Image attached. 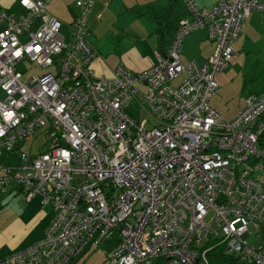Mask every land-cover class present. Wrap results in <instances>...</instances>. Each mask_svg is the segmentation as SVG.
<instances>
[{"label": "built area", "instance_id": "1", "mask_svg": "<svg viewBox=\"0 0 264 264\" xmlns=\"http://www.w3.org/2000/svg\"><path fill=\"white\" fill-rule=\"evenodd\" d=\"M183 1L192 18L155 63L119 66L110 77L91 67L93 0L78 1L67 36L46 13L48 0H19L18 17L0 12V160L38 133L46 139L36 155L19 151L17 168L0 163V187L15 184L24 200L40 197L54 211L41 241L0 264H70L111 232L110 264H212L221 248L238 264H264V92L231 121L210 106L233 42L264 2L214 0L206 10ZM203 28L212 55L182 64L180 44ZM25 61L55 73L23 82ZM134 101L138 124L124 109Z\"/></svg>", "mask_w": 264, "mask_h": 264}, {"label": "crops", "instance_id": "2", "mask_svg": "<svg viewBox=\"0 0 264 264\" xmlns=\"http://www.w3.org/2000/svg\"><path fill=\"white\" fill-rule=\"evenodd\" d=\"M18 1L0 0V12L5 14V9H10ZM48 1L46 13L48 5H51L48 14L63 25V34L67 36L66 27L80 15L78 1L88 0ZM192 1L195 7L206 10L215 4L214 0ZM65 3L69 14L60 10ZM18 6L19 9L11 15H23L19 13L23 9L20 4ZM191 18L192 13L183 0H93L86 23L90 33L88 42L96 53L91 65L93 73L110 77L119 66L133 72L146 70L155 63V51H164L170 46L179 22ZM243 30V34L233 42L234 56L229 65L215 79L218 90L210 100V106L223 121L233 120L243 109L248 97L264 92V14L251 13L245 20ZM206 31L205 28L193 31L183 39L179 56L182 64L191 61L202 64L212 55L214 45L209 41ZM20 146L16 144L14 147L16 156L21 151ZM4 159L0 160L1 164H4ZM8 185L11 190H18L24 196L15 184ZM6 186L0 187V194L5 192ZM47 205L48 209L41 207L31 218L17 215L6 227L0 226V260L26 250L44 238L54 215L53 206ZM40 223L42 225L37 231L36 227ZM101 242L98 245H86L70 264H85L87 253L97 249ZM115 244L116 238L110 253ZM108 253L104 261H108Z\"/></svg>", "mask_w": 264, "mask_h": 264}, {"label": "rangeland", "instance_id": "3", "mask_svg": "<svg viewBox=\"0 0 264 264\" xmlns=\"http://www.w3.org/2000/svg\"><path fill=\"white\" fill-rule=\"evenodd\" d=\"M19 3L15 2L10 9H5V15H10L13 14V12L16 11V9H19ZM51 8V5H48V12L49 9ZM61 11L64 13H68L69 9L67 4L62 7H60ZM21 14L24 13V10H20ZM66 22V21H63ZM5 24H2L0 26V29L2 26ZM18 70L22 73V81L25 82L27 81L28 78H30L33 75H42L48 72L55 73V69L53 67L51 68H43L40 66V64H36L33 62H24V63H19L18 65ZM6 98V95L4 91L0 90V100H3ZM127 116L132 119V121L136 122L137 124L140 122L139 120L142 117L143 111L141 108L140 103L134 101L131 104L128 105V107L124 108ZM46 139L42 136V133H38L36 136L32 137L30 140L23 141L19 143L21 146L19 150L29 153L31 155H36L42 147H46L45 145ZM4 166L9 167V168H17L19 166V157L16 156L15 153H9L8 157H6L4 160ZM15 173V172H14ZM256 175L255 178H257ZM11 186H6L5 192L0 194V226L6 227L7 224L9 225L12 220H14L17 215L23 216L26 219L31 218L38 210H41V207H45L48 209V205H40L41 199L39 197H36L32 199L30 202L24 200V196H22L18 190H11ZM29 202V203H27ZM13 217V218H12ZM12 218L10 221L9 219ZM9 221V222H8ZM43 223V222H42ZM39 225V224H38ZM37 225V226H38ZM41 223L37 228V231L41 227ZM36 231V232H37ZM112 235L111 237H106L104 240H101V244L97 249L90 250V252L87 253L88 256H86L84 259H86L85 264H109V259L108 261L105 260V255L108 253V258L110 256V250L112 249V244L115 241L118 240V235L115 232H111ZM248 242H254L253 239H247ZM0 256H2L0 254Z\"/></svg>", "mask_w": 264, "mask_h": 264}, {"label": "trees", "instance_id": "4", "mask_svg": "<svg viewBox=\"0 0 264 264\" xmlns=\"http://www.w3.org/2000/svg\"><path fill=\"white\" fill-rule=\"evenodd\" d=\"M216 96V95H215ZM36 136V135H35ZM34 137V136H33ZM32 137H30L31 139ZM29 139V140H30ZM261 146L264 147V136L261 137ZM23 142V141H22ZM21 143V142H20ZM46 144V143H45ZM44 147H42L41 149H39L40 151L39 152H42ZM38 152V153H39ZM26 153V152H24ZM37 153V154H38ZM223 252V249H215L213 250L212 252H210V261L212 264H238L234 259H232L231 257L229 256H226L224 255ZM11 256V255H10ZM9 257V256H8ZM7 257H5L4 259H6ZM4 259L0 260V262L4 261Z\"/></svg>", "mask_w": 264, "mask_h": 264}, {"label": "snow or ice", "instance_id": "5", "mask_svg": "<svg viewBox=\"0 0 264 264\" xmlns=\"http://www.w3.org/2000/svg\"><path fill=\"white\" fill-rule=\"evenodd\" d=\"M25 3H27V0H24Z\"/></svg>", "mask_w": 264, "mask_h": 264}, {"label": "water", "instance_id": "6", "mask_svg": "<svg viewBox=\"0 0 264 264\" xmlns=\"http://www.w3.org/2000/svg\"><path fill=\"white\" fill-rule=\"evenodd\" d=\"M19 191H21V189H19Z\"/></svg>", "mask_w": 264, "mask_h": 264}]
</instances>
